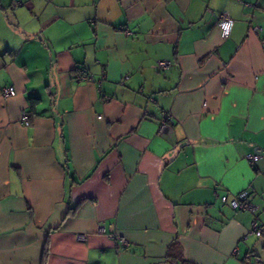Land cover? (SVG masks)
Masks as SVG:
<instances>
[{
	"label": "crops",
	"instance_id": "obj_1",
	"mask_svg": "<svg viewBox=\"0 0 264 264\" xmlns=\"http://www.w3.org/2000/svg\"><path fill=\"white\" fill-rule=\"evenodd\" d=\"M255 218L264 0H0V264H264Z\"/></svg>",
	"mask_w": 264,
	"mask_h": 264
},
{
	"label": "built area",
	"instance_id": "obj_2",
	"mask_svg": "<svg viewBox=\"0 0 264 264\" xmlns=\"http://www.w3.org/2000/svg\"><path fill=\"white\" fill-rule=\"evenodd\" d=\"M217 25L220 29V34L222 38H227L231 32L232 26H233V19L231 17L228 16V14H226L225 12H220L218 14V18H217ZM259 27L258 26H253V30L256 31L258 30ZM125 32L129 33V30H126ZM168 62L166 61H158L157 62V67L160 69H165L168 67ZM80 80H84V81H93L94 78L85 73L84 71L81 72L80 76H79ZM16 90L15 87L10 85L7 86L5 88L2 89V94L5 96H12L15 95ZM159 119H160V130L161 131H166V132H170L171 131V126H170V122L172 121L171 118L169 117L168 113L165 111L160 112L159 115ZM20 121L21 123L25 124V125H29L30 124V115L26 110H23L20 114ZM245 158L253 163L255 162L258 158H259V154L258 153H248L245 155ZM249 193L247 191H241L235 195H233L232 197H229L226 194H222L220 196V200L223 203H227L228 205L231 206V208L236 209V210H245V211H249L252 214H256L259 210V208L257 207V205L252 202L249 198ZM105 231V228L102 226H98L97 227V232L99 233H103ZM262 232H264V228H262L257 219H253L251 222V233H253L256 236H260L262 234ZM79 239H83L85 238V234H78L77 236ZM120 240L126 244L127 241L125 240V238L120 237ZM255 260H259L258 257H254Z\"/></svg>",
	"mask_w": 264,
	"mask_h": 264
},
{
	"label": "trees",
	"instance_id": "obj_3",
	"mask_svg": "<svg viewBox=\"0 0 264 264\" xmlns=\"http://www.w3.org/2000/svg\"><path fill=\"white\" fill-rule=\"evenodd\" d=\"M38 100L39 99L37 98H31L30 99L31 106L37 103ZM80 203H81V200H79L73 207L69 209L68 214H72L75 211V209L80 205ZM47 254H48V241H46L45 243L44 256H47ZM180 264H187V263L185 261H181Z\"/></svg>",
	"mask_w": 264,
	"mask_h": 264
}]
</instances>
